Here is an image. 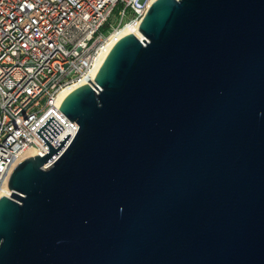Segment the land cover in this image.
I'll return each mask as SVG.
<instances>
[{
    "label": "water",
    "instance_id": "obj_1",
    "mask_svg": "<svg viewBox=\"0 0 264 264\" xmlns=\"http://www.w3.org/2000/svg\"><path fill=\"white\" fill-rule=\"evenodd\" d=\"M13 168L0 264H264V0H154Z\"/></svg>",
    "mask_w": 264,
    "mask_h": 264
},
{
    "label": "built area",
    "instance_id": "obj_2",
    "mask_svg": "<svg viewBox=\"0 0 264 264\" xmlns=\"http://www.w3.org/2000/svg\"><path fill=\"white\" fill-rule=\"evenodd\" d=\"M148 5V0H0V193L26 150L39 155L49 150L35 130L50 116L63 126L50 144L57 147L68 132L64 146L70 142L79 125L61 111V91L93 82L124 17L133 13L140 19Z\"/></svg>",
    "mask_w": 264,
    "mask_h": 264
},
{
    "label": "bare ground",
    "instance_id": "obj_3",
    "mask_svg": "<svg viewBox=\"0 0 264 264\" xmlns=\"http://www.w3.org/2000/svg\"><path fill=\"white\" fill-rule=\"evenodd\" d=\"M154 0H148V4H150L151 2H153ZM140 19H131L126 21L121 27L120 29H118L110 38V41L105 49V51L102 53L100 59H99V65L102 63V61L104 60V58L106 57V55L108 54L109 50L111 49V47L117 42V40H119L122 36L128 34V33H135L138 34V24H139ZM139 35V34H138ZM82 84H85L83 81H79L77 83H74L66 88H64L60 95L59 98H64L71 90L75 89L78 86H81ZM35 154V151L33 149H28L23 153V157L29 156V155H33ZM10 189L5 187L4 189H2L0 194L3 195H8L10 194Z\"/></svg>",
    "mask_w": 264,
    "mask_h": 264
},
{
    "label": "rangeland",
    "instance_id": "obj_4",
    "mask_svg": "<svg viewBox=\"0 0 264 264\" xmlns=\"http://www.w3.org/2000/svg\"><path fill=\"white\" fill-rule=\"evenodd\" d=\"M134 14L133 13H129L127 16L124 17V21H128V20H131V19H134ZM117 24V19H114L113 20V25H116Z\"/></svg>",
    "mask_w": 264,
    "mask_h": 264
}]
</instances>
